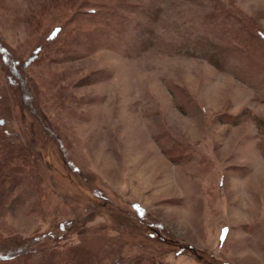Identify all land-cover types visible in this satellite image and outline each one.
Wrapping results in <instances>:
<instances>
[{"label":"rangeland","instance_id":"374dc122","mask_svg":"<svg viewBox=\"0 0 264 264\" xmlns=\"http://www.w3.org/2000/svg\"><path fill=\"white\" fill-rule=\"evenodd\" d=\"M81 1L0 0V143L39 176L0 264H264V0H105L111 46L64 58Z\"/></svg>","mask_w":264,"mask_h":264},{"label":"trees","instance_id":"16d2710c","mask_svg":"<svg viewBox=\"0 0 264 264\" xmlns=\"http://www.w3.org/2000/svg\"><path fill=\"white\" fill-rule=\"evenodd\" d=\"M105 0H82L79 2V6H73L72 10V16L70 21L67 22V25L74 24L72 30L70 33L66 34L65 37L62 38V41L56 42V40L64 36V31L68 30L69 27L67 25L57 24L54 25L50 31L51 34H47L45 36L46 44L54 43L57 44L56 48L59 50L60 55L63 57H68L67 55L80 50L81 48H91L87 46H91L94 43V40L99 37V40L96 42H101V38L105 39L107 41L108 45L112 42L111 39H109L108 36H111L108 32L111 28H117L120 29L118 26H122L120 22H111L105 20L106 15V9H112L104 4ZM75 7V8H74ZM87 7V11H90V13L87 14V11L84 12V8ZM117 11L116 9H112ZM9 20H14L19 22L21 17L19 16H13L8 17ZM26 20V19H25ZM110 23H114L116 26L112 25L109 27ZM124 30L125 28L122 27ZM121 31L118 30L114 34H116L117 38L120 37ZM259 33L264 36V33L259 31ZM63 34V35H62ZM78 40V41H77ZM59 43V44H58ZM73 43V44H72ZM75 44V47H74ZM97 44V43H96ZM45 44H40L38 46H35L33 49V53L25 59V63H21L19 61L16 62L17 68L20 67V65L27 66L31 64L32 62H35V60L39 57V52H42L44 49ZM74 47V48H73ZM0 48L1 45H0ZM94 50V48H91V51ZM56 53V52H55ZM64 57V58H65ZM58 59V56L55 57ZM11 66H9V71H11ZM16 69V68H14ZM53 77L56 79L53 82L58 83L61 80V77L58 73H53ZM0 208L3 205H6L9 200H11L12 196L14 195V190L20 186L23 182L26 183V186L21 189V193L23 194H33L37 192V183L39 181V176L37 172L34 171L33 167L28 168L24 164L25 161H27V158L24 157L21 153H14L7 149L4 143H0ZM29 161V160H28ZM16 199H18L16 197ZM73 224L71 220L63 219L59 222V226L61 228H68V225ZM22 253V255H21ZM24 249H20L19 253L20 256H24ZM18 256V255H17ZM26 256V255H25ZM15 257L8 255H3V257H0V260H13Z\"/></svg>","mask_w":264,"mask_h":264}]
</instances>
